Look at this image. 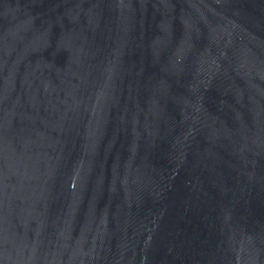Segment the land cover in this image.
I'll return each instance as SVG.
<instances>
[{"label": "water", "instance_id": "water-1", "mask_svg": "<svg viewBox=\"0 0 264 264\" xmlns=\"http://www.w3.org/2000/svg\"><path fill=\"white\" fill-rule=\"evenodd\" d=\"M0 264H264V0H0Z\"/></svg>", "mask_w": 264, "mask_h": 264}]
</instances>
